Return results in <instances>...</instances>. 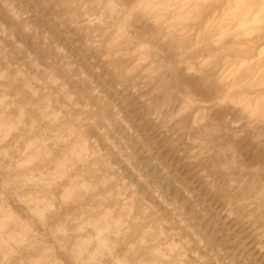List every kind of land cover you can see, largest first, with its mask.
Segmentation results:
<instances>
[{"label":"rangeland","instance_id":"obj_1","mask_svg":"<svg viewBox=\"0 0 264 264\" xmlns=\"http://www.w3.org/2000/svg\"><path fill=\"white\" fill-rule=\"evenodd\" d=\"M0 264H264V0H0Z\"/></svg>","mask_w":264,"mask_h":264}]
</instances>
